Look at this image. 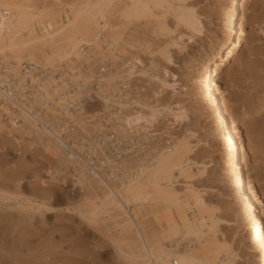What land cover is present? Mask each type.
Segmentation results:
<instances>
[{
	"label": "rangeland",
	"instance_id": "1",
	"mask_svg": "<svg viewBox=\"0 0 264 264\" xmlns=\"http://www.w3.org/2000/svg\"><path fill=\"white\" fill-rule=\"evenodd\" d=\"M147 1L3 0L17 16L19 45L2 52L19 63L57 65L81 45L109 41L157 89L147 123L167 118L177 141L169 174L147 181V170L132 192L111 198L96 182L59 176L50 142L18 154L4 140L0 264H150L145 242L171 261L194 251L206 256L203 264H264V243L257 245L233 184V146L199 90L201 65L221 49L234 1ZM237 27L241 48L222 68L217 97L235 140L245 141L244 180L264 227V0H245ZM183 214L202 233L188 231Z\"/></svg>",
	"mask_w": 264,
	"mask_h": 264
},
{
	"label": "built area",
	"instance_id": "2",
	"mask_svg": "<svg viewBox=\"0 0 264 264\" xmlns=\"http://www.w3.org/2000/svg\"><path fill=\"white\" fill-rule=\"evenodd\" d=\"M129 64L109 41L81 45L57 66L19 63L0 51V149L4 140L18 154L50 142L61 159L59 176L118 194L177 141L167 118L136 119L156 104L157 89Z\"/></svg>",
	"mask_w": 264,
	"mask_h": 264
},
{
	"label": "bare ground",
	"instance_id": "3",
	"mask_svg": "<svg viewBox=\"0 0 264 264\" xmlns=\"http://www.w3.org/2000/svg\"><path fill=\"white\" fill-rule=\"evenodd\" d=\"M153 1L156 3V4L154 3L155 5L161 3V0H156V1L155 0H151V1L148 0L147 3H145V4L149 5V7H150V3ZM233 1H234V4H233L234 7L232 9V14L230 16V23L228 24V27H227L224 43L221 46V49L217 53L210 55L206 59V61L203 62V64L201 65L202 66L201 67L202 77H201V81H200L199 90H200V94H201L202 98L208 100L210 102V104L212 105V107H215L214 116H215L216 120L218 121L220 128L222 129L221 131H222V135L224 136L225 144H228V145L232 144V146H233V151H234V155H235L234 161L236 162V167L238 168V172L236 174H234V176H233V184L236 186L238 198L241 201H244L247 203L246 209H245V214H246V217L250 218V220L251 219L253 220V229H254L253 236L257 242V245H261L262 243H264V227L261 224V220H260L259 215L257 213V207L255 206V202L253 201V198L251 197L249 187L245 183V180H244V178H245L244 167H246L248 165V157H249L247 152H246V144H245L243 137H240L239 142H237L235 140V138L233 136V132L231 130L230 121H229L228 116H227V112L225 111L224 104L217 97L218 89H219V82H220L219 75L222 71V68L225 67L229 62H231V60L235 57V55L239 52V50L241 48L240 40L235 38V33L237 31V28H238L237 25H238L239 16L241 13V8H243V6L245 5V0H233ZM4 2H5V0H4ZM4 2H3V0H0V10H1V8L3 9V6H5V4H8V3L4 4ZM91 2H92V0H90V3ZM7 6H9V4ZM147 7L148 6H146L145 8H147ZM148 10H149V8H148ZM10 15L7 17H5V16L0 17V51L1 52L3 50L16 49V47L19 45V44L18 45L15 44L16 42L14 43L13 40H15L14 38H15L16 34L14 32L12 33L13 28L14 27L17 28L19 26V24H18V26H16L17 25V23H16V17L17 16H16V14H11V12H10ZM13 34H14V37H13ZM12 37H13V40H12ZM32 50H33V48H32ZM33 53L34 52H32V54ZM70 55H71V53H70ZM63 61H61L57 65L61 64ZM131 69L134 70L133 68H131ZM154 94H155V92H154ZM150 106L151 105H149V107ZM149 110H150V108H149ZM138 115H140V118L142 119V120L140 119L141 122L145 121L147 123V121L145 119L149 120L148 113H145V115L140 113ZM51 145H52V143H51ZM174 155H175L174 152H169V153L163 154L151 168L147 169L148 172H147V170L145 171L148 174L147 175L148 178H146L147 181L156 180V182H158L162 176H164L165 174H169V172H170V159L172 157H174ZM230 161H232V160H230ZM230 164H233V162H231ZM189 166L190 165L187 164V167H189ZM237 168H235V169H237ZM59 170L60 169H58L57 171H59ZM97 184L99 186H101V184H99V183H97ZM132 185H133V183H130V184L126 185L125 187H123V189H125L126 192H132L133 191ZM108 191H106L108 194L107 196L113 198L111 195L114 193H111V190L109 191V193H108ZM115 195L116 194H114L113 196H115ZM119 198H118V200H119ZM182 217H183V220H184V222L188 228V231H190V232L194 231V232L202 233L201 232V226H200V229H196L194 224L192 223V221L189 219L188 215L183 214ZM145 246L147 247V251H148L147 256L149 257L148 262L150 264H155L154 259H156L157 264H203V262H205V259H206V256L203 253L190 251V252H186V253L175 254L176 259H173L171 261V259H170L171 254L170 253L164 252V250L162 251V253H158L157 250L154 249V247H153L154 245L153 246L150 245V247H152V249H151L148 246V243H146V242H145ZM150 249H151L152 253H149ZM153 252L154 253L156 252L157 254H153ZM209 264H211V263H209Z\"/></svg>",
	"mask_w": 264,
	"mask_h": 264
}]
</instances>
